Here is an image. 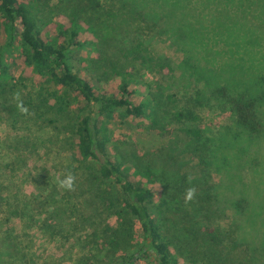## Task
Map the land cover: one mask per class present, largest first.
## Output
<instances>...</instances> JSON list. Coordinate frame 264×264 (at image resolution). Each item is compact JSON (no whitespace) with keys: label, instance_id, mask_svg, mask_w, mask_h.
Wrapping results in <instances>:
<instances>
[{"label":"trees","instance_id":"trees-1","mask_svg":"<svg viewBox=\"0 0 264 264\" xmlns=\"http://www.w3.org/2000/svg\"><path fill=\"white\" fill-rule=\"evenodd\" d=\"M159 39L178 63L151 51ZM0 108L52 125L67 159L55 183L29 170L38 195L0 190V264L34 262L38 228L81 240L73 264H264L261 0H0ZM203 111L227 118L211 137ZM117 118L168 138L153 151L174 208L147 153L116 148ZM12 140L18 157L42 147Z\"/></svg>","mask_w":264,"mask_h":264},{"label":"rangeland","instance_id":"rangeland-1","mask_svg":"<svg viewBox=\"0 0 264 264\" xmlns=\"http://www.w3.org/2000/svg\"><path fill=\"white\" fill-rule=\"evenodd\" d=\"M68 1L69 0H64V3ZM263 2L264 0H261V3ZM59 5H61V3ZM150 49L155 55L164 54L177 63L181 58V53L176 51L168 41L163 39L154 41ZM146 76L150 81L155 77V75L150 73H146ZM146 92L147 89L144 88L140 91V94H145ZM202 116V124L206 129L208 137L213 136L217 129L223 126L227 121V118L209 111H203ZM7 117L8 114L6 111L0 108V182L2 183V185H0V190H3L2 187L6 186L7 188H11L12 191H16L18 196H21L23 193L27 195L37 193L36 195H38L39 190L36 187V189L34 188L32 181L29 179L28 172L30 169H35V167H37V169H47L48 172H50V179L53 183L61 177L60 175H62V170L67 163V159L63 149L59 148L58 142H60V135L57 136V132L53 126L46 125L45 122L44 128H23L25 124L29 125L31 121L20 123V125L13 124L11 121L7 120ZM62 122L65 123V121ZM62 122L58 123V126H61V124H63ZM38 123L40 125L43 124L41 122ZM109 128L112 130V138L116 148L119 149L120 152L124 151L125 153L123 154H129L131 151L137 152L139 155L147 153L142 161L145 164H151L155 167V173L159 177V179H157L159 184L158 187L161 192L159 195L163 194L167 196L169 200L174 199L170 202L172 206L170 208H174L180 198H176L173 188L167 186L169 183L168 178H173L174 175L171 172V168L166 166L165 160L156 157L155 155H157V152L153 151L165 144L168 138L151 130H139V128H136L129 122L126 121L123 123L118 120V118L109 122ZM17 133L20 136L24 134L29 135L32 141L35 140L37 143L41 144L42 147L38 145V152L25 153V158L14 155L16 151L11 148V141L13 143L12 138ZM10 161H12V169L4 165L6 162ZM67 182L68 178L57 185L61 189L64 185L66 186L68 184ZM223 193L228 195L227 187L224 188ZM232 208L233 206H231V209ZM230 211H228V213H230ZM173 216L180 217V213L174 215V211H172L170 219H172ZM181 217L187 219L186 214ZM227 222L228 218L224 217V219H222V224L226 225ZM15 223L17 226L20 225V221L17 219ZM32 230V236L30 238L33 242L32 251L34 256L31 257L34 259V262H30V264H57L59 261H63V264H73L81 249L80 239L77 240L75 237H71L69 242L61 245L62 242L60 238L58 239V237H55L49 239L46 232L44 233L41 229ZM150 260H152V257ZM141 264L145 263L141 262Z\"/></svg>","mask_w":264,"mask_h":264}]
</instances>
